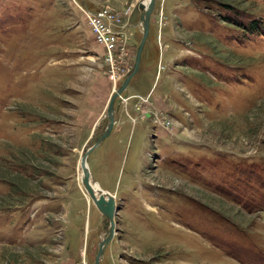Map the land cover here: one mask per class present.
I'll return each instance as SVG.
<instances>
[{
	"label": "rangeland",
	"instance_id": "rangeland-1",
	"mask_svg": "<svg viewBox=\"0 0 264 264\" xmlns=\"http://www.w3.org/2000/svg\"><path fill=\"white\" fill-rule=\"evenodd\" d=\"M149 2L0 0V264L96 263ZM114 118L101 264H264V0H156Z\"/></svg>",
	"mask_w": 264,
	"mask_h": 264
},
{
	"label": "water",
	"instance_id": "water-1",
	"mask_svg": "<svg viewBox=\"0 0 264 264\" xmlns=\"http://www.w3.org/2000/svg\"><path fill=\"white\" fill-rule=\"evenodd\" d=\"M156 0H150L148 6L146 7L145 12L141 16V20L143 23V37L138 46L137 53H136V60L134 64V69L131 73H129L124 80L123 84L111 95L108 105H107V116L109 118V124L106 128V132L101 136V138L96 142L91 148L87 150V152L82 156V163L84 168V176H83V183L86 186L87 191L91 194L94 199V202L97 208L110 220V233L107 237L103 238L100 242V248L96 255V263L101 264V257L104 254V251L108 244L114 239V236L117 232V221L116 215L118 212V205L116 199L111 194H107L106 196L101 194L99 197L95 195V191L91 186V172L87 165V159L89 153L95 149L98 145L101 144L112 132L114 125H115V118H114V106L116 99L126 90L128 87L131 79L137 73L140 68V64L142 61V53L144 50L145 43L147 41L149 35V26H150V16L155 7ZM145 6V5H144Z\"/></svg>",
	"mask_w": 264,
	"mask_h": 264
},
{
	"label": "built area",
	"instance_id": "built-area-1",
	"mask_svg": "<svg viewBox=\"0 0 264 264\" xmlns=\"http://www.w3.org/2000/svg\"><path fill=\"white\" fill-rule=\"evenodd\" d=\"M85 14L90 17L91 22L93 26L96 28V30L100 33H102L101 29L107 30L109 33H111V30H113V27L111 26V22L108 19V13L101 10V11H90V10H84ZM110 22V23H109Z\"/></svg>",
	"mask_w": 264,
	"mask_h": 264
},
{
	"label": "bare ground",
	"instance_id": "bare-ground-1",
	"mask_svg": "<svg viewBox=\"0 0 264 264\" xmlns=\"http://www.w3.org/2000/svg\"><path fill=\"white\" fill-rule=\"evenodd\" d=\"M145 5V4H144ZM147 6L145 5V8H146ZM86 153V152H85ZM84 155V154H83ZM88 165V164H87ZM81 168H82V175H81V182H82V185H83V187H84V190H85V192L88 194V196L89 197H91L92 198V200H93V202H94V199H93V197L91 196V194L87 191V189H86V186H85V184L83 183V176H84V168H83V163L81 162ZM95 189V188H94ZM103 195H105L106 196V194H103ZM95 203V202H94ZM109 233H110V231H109ZM109 233L106 235V237L109 235Z\"/></svg>",
	"mask_w": 264,
	"mask_h": 264
}]
</instances>
